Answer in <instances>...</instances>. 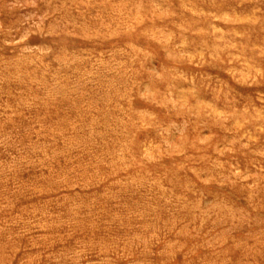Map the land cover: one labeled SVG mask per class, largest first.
I'll list each match as a JSON object with an SVG mask.
<instances>
[{"label": "rangeland", "instance_id": "374dc122", "mask_svg": "<svg viewBox=\"0 0 264 264\" xmlns=\"http://www.w3.org/2000/svg\"><path fill=\"white\" fill-rule=\"evenodd\" d=\"M0 264H264V0H0Z\"/></svg>", "mask_w": 264, "mask_h": 264}]
</instances>
